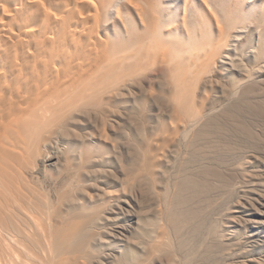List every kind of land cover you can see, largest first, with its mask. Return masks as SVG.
<instances>
[{
	"label": "bare ground",
	"instance_id": "6f19581e",
	"mask_svg": "<svg viewBox=\"0 0 264 264\" xmlns=\"http://www.w3.org/2000/svg\"><path fill=\"white\" fill-rule=\"evenodd\" d=\"M179 2L0 0V264H92L118 244L123 259L115 230L130 211L116 184L123 195L144 189L152 224L126 264H209L210 240H196L191 222L230 198L243 200L240 217L264 206L258 157L222 153L213 132L225 89L243 88L228 77L257 22L243 8L224 26L212 15L177 28L170 8ZM255 72L264 73V51ZM233 234L206 235L223 248ZM250 237L224 264L256 263L240 260Z\"/></svg>",
	"mask_w": 264,
	"mask_h": 264
},
{
	"label": "rangeland",
	"instance_id": "374dc122",
	"mask_svg": "<svg viewBox=\"0 0 264 264\" xmlns=\"http://www.w3.org/2000/svg\"><path fill=\"white\" fill-rule=\"evenodd\" d=\"M123 6L124 4H121L120 7V10L124 14H122V17L127 19V10L125 11ZM243 8H246L245 17L255 20L257 25L251 28L246 36L237 43L235 49L237 54L236 62L228 77L229 83L232 85L243 83V88L235 96L230 94L229 89H225L224 93L226 96L219 98L222 112L220 113L218 121L220 126H214L216 129L213 132L214 140L223 144L220 145L222 153L225 151H236L240 155L251 156L253 154L255 157H258L254 160L255 164L252 165L254 168L253 171H255L253 174L255 176L259 174L257 181H262L264 178V174H261L264 173V73H256L255 69L259 65L260 57L264 51V26L262 25V22H264V0H180L176 6L170 8V11L176 14L174 25L177 28L180 27L183 20L188 25L198 28L202 24L212 20L213 16L224 26L230 14L239 12L243 14L241 11ZM252 46H257L255 49L256 53L249 55L248 52L252 49ZM217 92L221 94V89H217ZM211 93L212 95L214 94L213 91ZM136 110H134L135 113L138 112V109ZM135 113L132 135L134 139L132 141L134 143L131 141L130 149V159L132 161L137 160L139 139L142 138L140 128L142 126L138 123ZM210 163L212 166H219L216 155L212 156ZM223 165H225L224 162ZM114 188L111 190L119 194V208H122L121 205L125 206L128 203V211H130L124 217L125 219L122 218L120 220L123 226L119 225L118 229L115 230V234H117L116 241L126 245L124 257L122 259L119 256L118 250L122 246L118 244L115 248L107 252L110 255H98L92 261V264H126V261L131 255L136 250H139L138 247L141 250L143 245H145L143 229L147 225H152L148 223V217H146L147 202L144 198L143 188L134 190L131 195L122 194V184H116ZM242 202V199H236V197L234 199L230 198L226 201V204L215 209L213 216L209 220H204L205 218L199 217L198 221L193 220L191 222L196 232L195 238L196 236L198 237L196 240L203 237V241H206V238L210 240L209 264H224V254L227 253L230 246L238 245L239 242L245 241L247 235L250 234V241H254V246L249 247L250 251L240 257V260H251L255 258L256 263L249 261L246 263L264 264L262 261L264 260V206L256 203L255 208L258 210L246 211L244 215H241L243 217L241 219L240 213H237L239 211L235 208V204ZM225 215L229 216L230 221ZM260 222L263 224L258 225ZM209 228H214L218 231L220 229H226L234 233V240L224 245L223 248L218 243L214 245L212 240L206 235L209 232ZM106 232L108 237L113 234V230L110 227ZM161 264H168V261L164 260Z\"/></svg>",
	"mask_w": 264,
	"mask_h": 264
}]
</instances>
